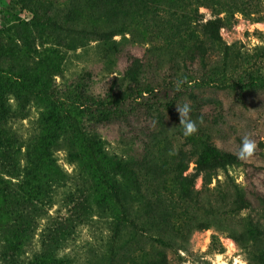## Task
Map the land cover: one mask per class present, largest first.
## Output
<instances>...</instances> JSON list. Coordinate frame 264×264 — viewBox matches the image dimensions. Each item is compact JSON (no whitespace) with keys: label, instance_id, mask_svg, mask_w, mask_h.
<instances>
[{"label":"rangeland","instance_id":"rangeland-1","mask_svg":"<svg viewBox=\"0 0 264 264\" xmlns=\"http://www.w3.org/2000/svg\"><path fill=\"white\" fill-rule=\"evenodd\" d=\"M201 12L205 21L212 18L209 11ZM31 17L16 1L0 0V43L15 46L12 34L5 30ZM221 36L231 47L232 61L224 78L215 74L216 67H221L217 56H211L206 65L197 60L187 67L170 68L166 61H154L145 67L142 83L154 87L155 93L144 97L132 94L106 123L96 121L95 103L113 88L121 94L130 91L131 82L125 73L134 59L147 60L145 45L133 44L128 36H117L115 41L90 42L68 51L45 37L38 41L35 55L13 50L4 57L6 64L16 67L34 66L40 59L59 62L61 69L54 77V87L60 97L74 105V113L102 137L110 153L154 177L164 172L161 191L166 198H176L168 174L174 168L181 170L175 165L179 159L188 166L185 176L197 174L194 146L184 134L177 106H188L185 121H193L208 143L239 159V164L228 167L227 181L224 172L219 173L221 184L213 180L210 187L217 186L215 192L203 188L200 177L196 179L195 189L203 202L199 213L205 217L211 211L206 204L215 203V196L228 189L233 195L242 193L249 207L230 214V202L221 201L215 211L222 225L195 231L185 242L178 241V249H166L169 264H234L236 260L264 264V23L238 16L233 27L221 30ZM76 84L82 89L74 92ZM13 105L20 109L17 103ZM50 106V101L32 103L25 119L8 124L21 144L33 141L30 150L34 149L38 158L43 144L40 118ZM245 137L255 147L251 156L240 159ZM65 148L54 153L55 166L41 165L29 177L23 171L7 173L2 167L5 153L0 152V253L14 254L23 264L37 260L52 264L53 255H69L77 264H110L112 256L123 253L119 244H110L111 218L97 214L92 192L78 179L77 166L69 163ZM25 151L23 147L21 158ZM25 162L20 160L21 166ZM132 181L127 176L125 183ZM250 228L254 231L252 241ZM53 238L64 241L62 248L50 242ZM140 241L146 250L153 243L146 236ZM136 253H141L136 259L140 262L144 253Z\"/></svg>","mask_w":264,"mask_h":264},{"label":"trees","instance_id":"trees-1","mask_svg":"<svg viewBox=\"0 0 264 264\" xmlns=\"http://www.w3.org/2000/svg\"><path fill=\"white\" fill-rule=\"evenodd\" d=\"M14 1L32 17L5 30L12 34L15 46L0 43V152L5 153L6 160L2 167L7 173L23 171L29 177L41 165L55 166L54 153L66 146L69 163L77 166L78 179L92 192L97 214L111 218L110 244H119L123 253L112 256L110 264H169L166 249H178L181 246L178 241L185 242L195 231L222 225V219L217 218L221 201L230 202V214L249 207L242 193L233 195L228 189L215 196V203L209 201L206 204L211 211L205 217L199 213L203 202L200 192L195 189L196 179L200 177L202 187L215 192L217 186H210L213 180L221 184L219 173L224 172L227 181L228 167L240 163L234 154L208 143L199 129L187 135L188 142L194 146L197 174L185 176L188 166L179 159L175 165L181 170L174 168L168 174L174 183L176 198H166L161 191L164 172L154 177L134 168L118 154L110 153L102 137L92 132L83 118L74 113V105L60 97L54 87V77L61 69L59 62L40 59L34 66L16 67L6 64L4 57L13 50L27 56L35 55L38 41L45 37L52 38L68 51L84 48L90 42L115 41L117 36H128L133 44L145 45L147 60L134 59L125 73V78L131 82L130 91L121 94L113 88L106 98L95 103L96 121L106 123L132 94L144 97V94L155 93L154 87L142 83L145 67L154 61L162 64L166 61L171 64L170 68L175 65L187 67L188 63L197 60L206 65L211 56H217L221 67L215 66V74L220 73L224 78L232 61L231 47L223 42L221 30L233 27L238 16L264 23V0ZM201 9L209 11L212 18L205 21ZM81 89V85H73L74 92ZM45 101H50L51 106L40 118L43 144L39 147L41 155L38 158L34 149L30 150L33 141L21 144L8 124L14 119H25L32 103ZM14 102L20 109L14 108ZM23 147L26 151L21 158ZM22 159L26 160L23 166L20 164ZM127 176L133 178L131 184L125 183ZM250 229L248 235L252 241L254 231ZM143 236L153 242L149 250L142 247L140 238ZM215 239L213 237V241ZM235 239L239 241L237 237ZM58 241L53 238L50 242L58 244L56 248L60 249L64 241ZM137 251L144 253L140 262L136 261L141 254L137 255ZM260 255L263 253L259 252ZM0 261L23 264L14 254L4 251L0 253ZM29 264L44 263L37 260ZM52 264L77 263L69 255H53Z\"/></svg>","mask_w":264,"mask_h":264},{"label":"clouds","instance_id":"clouds-1","mask_svg":"<svg viewBox=\"0 0 264 264\" xmlns=\"http://www.w3.org/2000/svg\"><path fill=\"white\" fill-rule=\"evenodd\" d=\"M178 111L180 113V123L184 126V134L185 135H191L193 132L196 131L195 123L191 120L185 121V115L189 111V108L187 105L184 107L177 106ZM255 145L253 141H251L249 138L245 137L243 139V148L241 149V153L239 158L244 159L245 155L251 156L252 150L254 149Z\"/></svg>","mask_w":264,"mask_h":264},{"label":"bare ground","instance_id":"bare-ground-1","mask_svg":"<svg viewBox=\"0 0 264 264\" xmlns=\"http://www.w3.org/2000/svg\"><path fill=\"white\" fill-rule=\"evenodd\" d=\"M233 247H234V245H233ZM234 264H241V263L238 260H236Z\"/></svg>","mask_w":264,"mask_h":264}]
</instances>
